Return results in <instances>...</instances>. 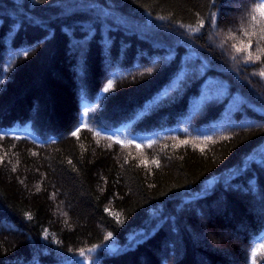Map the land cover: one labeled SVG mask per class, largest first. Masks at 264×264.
Wrapping results in <instances>:
<instances>
[{
  "label": "trees",
  "instance_id": "obj_1",
  "mask_svg": "<svg viewBox=\"0 0 264 264\" xmlns=\"http://www.w3.org/2000/svg\"><path fill=\"white\" fill-rule=\"evenodd\" d=\"M261 2L0 0V264H264Z\"/></svg>",
  "mask_w": 264,
  "mask_h": 264
},
{
  "label": "rangeland",
  "instance_id": "obj_2",
  "mask_svg": "<svg viewBox=\"0 0 264 264\" xmlns=\"http://www.w3.org/2000/svg\"><path fill=\"white\" fill-rule=\"evenodd\" d=\"M152 25H154L155 26L154 28H156V29L151 28V30H155L154 32H156L157 30L162 31L164 29V27H162V25H160V23L159 24L157 22L153 23V21L146 22L144 26L148 28V27H152ZM166 31H168V30H166ZM120 247H121L120 245L114 244V243L113 244H111V243L105 244V245L101 246L100 248L93 249L92 251H87L86 253L81 255L78 259L89 263L94 259L93 255H96L101 250L112 252V251L119 249Z\"/></svg>",
  "mask_w": 264,
  "mask_h": 264
},
{
  "label": "snow or ice",
  "instance_id": "obj_3",
  "mask_svg": "<svg viewBox=\"0 0 264 264\" xmlns=\"http://www.w3.org/2000/svg\"><path fill=\"white\" fill-rule=\"evenodd\" d=\"M254 11L257 12V13H259L260 15H264V2H261V3L259 4V6H258ZM252 19H253V20H256V16L253 15V16H252ZM237 51H240V49H237ZM26 54H27V53H25V55H26ZM149 71H151V70H149ZM262 74H264V73H262ZM112 86H113V82H112L111 80L108 81V84H107V86L104 88V91H105V92L109 91V89H111ZM84 115H87V113H84ZM77 131H79V128H77ZM72 135L75 136V135H76V132H73ZM117 143H121V141L117 140ZM129 143H131V141H129ZM150 146H151V145H149V147H150ZM137 147H139V145H137ZM108 236H109V238H110V237H111V233H109ZM262 248H264V244H261V245L258 246V248L253 249L252 256H253V259H254V260H255V257H256V255H257L259 249H262ZM89 251H92V250L90 249ZM81 255H83V253H81Z\"/></svg>",
  "mask_w": 264,
  "mask_h": 264
}]
</instances>
